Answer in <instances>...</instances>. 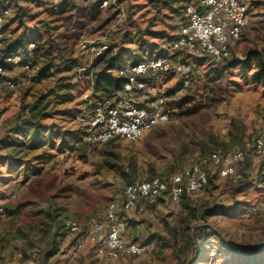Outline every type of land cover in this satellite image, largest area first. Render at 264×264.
<instances>
[{"label":"rangeland","instance_id":"rangeland-1","mask_svg":"<svg viewBox=\"0 0 264 264\" xmlns=\"http://www.w3.org/2000/svg\"><path fill=\"white\" fill-rule=\"evenodd\" d=\"M40 1L16 2L21 8L9 20L14 39L46 38L49 31L53 47L48 50L36 37L33 71H17L15 90L0 93V264H264V163L251 151L252 138L264 125V83L253 78L262 69L260 59L264 62V22L246 27L222 62L186 56L194 64L189 83L174 75L154 81L169 97L171 121L137 143L117 140L91 147L78 145L82 126L76 113L84 94L93 88L96 99L114 96L95 90L99 74L113 64L110 72L119 76L125 60H140L172 41L179 22L186 20V0H120L122 19L110 8L89 18L91 5L102 0H56L62 3L58 11L40 9ZM84 28L92 36L107 32L113 48L97 59L92 77L79 81L77 68L87 59L75 53ZM45 67L51 71L39 76ZM37 124L46 127L31 141ZM237 148L246 151L239 177L211 175L202 190L180 201L161 199L142 213L123 209L130 182L173 174L210 152ZM113 201L123 234L149 250L110 259L87 243L70 252L85 226L103 220ZM67 218L81 223L79 233L67 232ZM198 226L205 228L198 231Z\"/></svg>","mask_w":264,"mask_h":264},{"label":"built area","instance_id":"built-area-1","mask_svg":"<svg viewBox=\"0 0 264 264\" xmlns=\"http://www.w3.org/2000/svg\"><path fill=\"white\" fill-rule=\"evenodd\" d=\"M16 2L24 3L25 0H9L0 10V93L15 90L19 78L17 71L28 74L35 66V40L17 47L12 54L4 53L14 39L9 20L17 10ZM40 2L51 11L59 10V3L55 0ZM100 6L120 11L121 19L125 16L120 0H102ZM258 7L253 0L184 1L186 20L179 24L173 40L163 43L140 60L127 59L121 64L119 73L125 77V82L120 92L100 99L94 97L93 88L84 94V105L76 113V120L82 126L78 145L98 147L117 140L137 143L145 133L171 121L169 97L156 88L154 81L165 75H174L185 84L189 83L194 64L186 60L188 55H207L217 62L229 58L232 46L241 40L244 29L253 22H264V14L258 11ZM112 48L107 32L92 36L84 28L75 54L84 56L87 62L77 68L75 78L82 81L92 77L97 59ZM130 55L133 56L134 52ZM124 98L130 102L125 104ZM251 151L264 163V125L253 136ZM245 158L246 151L241 148L227 153L215 150L179 172L133 181L123 192V209L142 213L155 207L161 199L180 201L184 196L202 190L211 175L221 179L237 178L239 166ZM260 185L264 187V170ZM64 228L70 234H77L82 225L77 219L67 218ZM122 232L118 203L113 201L105 218L87 224L83 235L71 244L69 251L76 253L89 243L99 256L123 259L141 256L149 250L148 244L131 240Z\"/></svg>","mask_w":264,"mask_h":264},{"label":"trees","instance_id":"trees-1","mask_svg":"<svg viewBox=\"0 0 264 264\" xmlns=\"http://www.w3.org/2000/svg\"><path fill=\"white\" fill-rule=\"evenodd\" d=\"M154 1L155 0H152V2H154ZM159 1H161V0H159ZM7 2H8V0H0V10L4 8V6L6 5ZM25 2H26V0H25ZM100 5L101 4H99L98 6L91 5V7L89 9L90 12L88 13V17L89 18L93 19V18H95L96 16L99 15V13L101 11V6ZM19 8H21V7L18 6L16 13L18 12ZM75 8L77 9L76 6H75ZM183 14H184V12H183ZM46 36H47L46 38H43V36H41V34H38V35L34 36L33 38H31V40H35L37 42L38 40H36V37L38 39H41V42L42 43H45L46 45H48V47H49L48 50H50L51 47H53V45H52L53 44V40H51V36L49 35V31H48V34ZM26 42L27 41H24L21 38L18 39V40L13 39L9 43V45L4 49V53L6 55L12 54V53H14L16 51L17 47L23 46ZM38 43H37V48L34 51V55L36 54L37 50L39 49V44ZM113 57L114 58H118V57H116V55L113 56ZM111 63H112V61L109 62L110 65H111ZM243 63L244 64H248V62H243ZM258 67H261L263 70L262 69L261 70H257L253 74V78L256 81H260V82H263L264 83V62H263L262 59H260V62L258 63ZM112 68H113V64L111 66H108L107 68L105 67L103 69V72H101L99 74L100 75V78L97 79L96 84H95V90L96 91L102 90L105 93H109V94H112L113 93L114 94V93L120 92L123 89V85H124V82H125V77L124 76H121V75H119V76H113L111 74V72H110ZM50 71H51V68L50 67L42 68L41 71L39 72L40 73L39 76H42V75H44V74H46V73H48ZM44 127H46V126H43V125L41 126L40 124H37V125H35L33 127L32 132L29 134V138L31 139V141H36L37 139H39L41 137L42 129ZM24 129L25 128H17L16 131L21 132L22 135L25 137L28 134V131L27 130L25 131ZM112 142L113 141H110L107 144H110ZM210 179H211V177H210ZM203 228H205V227L204 226H198V231L200 229H203ZM188 239L191 242H193V236H192V233L191 232H189V234H188Z\"/></svg>","mask_w":264,"mask_h":264},{"label":"crops","instance_id":"crops-1","mask_svg":"<svg viewBox=\"0 0 264 264\" xmlns=\"http://www.w3.org/2000/svg\"><path fill=\"white\" fill-rule=\"evenodd\" d=\"M8 1H9V0H8ZM55 1H56V0H55ZM253 1H255V2L259 5V7H258L259 11L264 12V0H253ZM7 3H8V2H7ZM7 3H6V4H7ZM39 4H40V6H41L40 9H41V8H44V9L47 8V9L49 10V8L46 7V6H44L41 2H39ZM59 9H62V3H61V2L59 3ZM15 13H16V12H15ZM179 24H180V22H179ZM179 24H178V26H177V28H176V31H177L178 28H179ZM245 29H246V28H245ZM245 29H244V30H245ZM176 31H175V33H176ZM236 43H237V42H236ZM236 43H235V44H236ZM235 44H234V45H235ZM234 45H233V46H234ZM136 212H137V211H136ZM138 213H139V212H138ZM122 233H124V231H123Z\"/></svg>","mask_w":264,"mask_h":264}]
</instances>
